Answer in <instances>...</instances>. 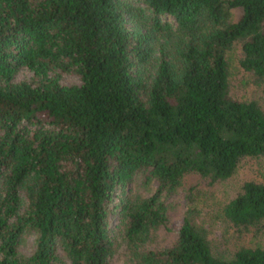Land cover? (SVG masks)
I'll use <instances>...</instances> for the list:
<instances>
[{"label": "trees", "instance_id": "1", "mask_svg": "<svg viewBox=\"0 0 264 264\" xmlns=\"http://www.w3.org/2000/svg\"><path fill=\"white\" fill-rule=\"evenodd\" d=\"M234 44L264 101V0H0V264H264L261 243L215 253L192 201L158 236L184 174L264 156L261 103L229 93ZM220 210L262 226L264 181Z\"/></svg>", "mask_w": 264, "mask_h": 264}, {"label": "rangeland", "instance_id": "2", "mask_svg": "<svg viewBox=\"0 0 264 264\" xmlns=\"http://www.w3.org/2000/svg\"><path fill=\"white\" fill-rule=\"evenodd\" d=\"M237 12V11H235ZM228 66L229 93L241 99L256 98L264 109L261 99V82L252 77L251 73L238 64V46L234 44L226 52ZM30 71L21 69L16 72L14 79L28 78ZM62 83H78L79 78L74 73H64ZM244 180L264 181V156L242 158L234 171L224 179L210 181L195 172H187L181 178L178 190L172 195L173 207L170 210L168 231L161 229L158 232L159 243L162 245L171 242L181 223L183 210L187 201L197 207L200 218L206 224L212 250L215 253L228 255L235 246L243 243L264 245V223L256 229L239 232L222 215L220 206L232 197L240 188ZM34 248L33 234H29L19 245V249L29 253ZM69 264L63 258L62 263ZM119 264V263H115Z\"/></svg>", "mask_w": 264, "mask_h": 264}]
</instances>
